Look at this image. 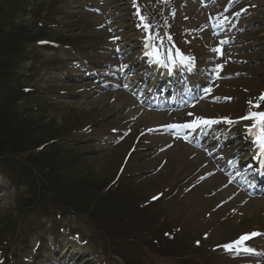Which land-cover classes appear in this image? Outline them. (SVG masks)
Instances as JSON below:
<instances>
[{
	"label": "rangeland",
	"instance_id": "obj_1",
	"mask_svg": "<svg viewBox=\"0 0 264 264\" xmlns=\"http://www.w3.org/2000/svg\"><path fill=\"white\" fill-rule=\"evenodd\" d=\"M31 2L36 3L35 0ZM62 4L63 14L54 24V31L74 34V30L79 28L80 35H85L86 39L82 44L78 42V46L70 51L51 48L42 52L48 63L44 60L38 65L40 70L25 80L36 95L48 98L56 105L55 109L41 114L46 117V122L58 127L65 125V122L70 127L80 123L91 125L90 131L78 137L68 135L62 141L63 146L71 148L63 151L69 154V160L76 156V152H82L83 161L76 168L93 172L83 173L77 169V172H73L90 175L84 179L85 193H81L84 198L88 194L94 195L93 198L88 197L89 211L96 212L101 219H108L114 225L111 220L115 213H124L133 208L128 205L129 201L115 199L105 188L121 171L127 157L125 155L132 154L119 181L125 178L136 187L133 183L131 187L123 185L119 194L128 199L133 196L140 202L156 195L163 209L168 211L174 207L176 213L182 216L180 222L175 216V222L180 226H190L192 232L188 234L192 235H189L191 238L195 237L196 229L200 231L198 238H203V249L194 246L196 256H191L194 264H224L226 261L218 256L219 252L210 254V248L206 245L209 237L212 241L218 238L220 243H227L243 230L252 228L248 225L250 219L260 217L264 220V205L255 206L256 199L262 198L254 197L241 186H234L238 183L234 180L235 176L228 175L224 170L236 165L244 168L239 158L248 141H257L259 127L256 130V121L249 120L248 131L243 135L237 129L236 122L213 124L219 130H228L226 133L219 132L229 134L228 141L231 142L226 148L219 149V145L213 143H204L207 145L205 147H202L204 144H184L182 137L174 133L184 132L185 128H169L167 125H183L201 117L217 116L223 119V113L233 117L231 120L242 117L244 101L258 93L257 88L264 79V71L261 72L264 68V0H176L172 6L165 2L162 5H149L142 0H63ZM187 5L190 12L186 10ZM164 24L171 26L168 35L177 43L167 38ZM208 29H211V38ZM220 32L228 34L221 39ZM212 34L215 35L213 39ZM173 43L187 56L190 53L198 56V69L210 74L207 79L212 88H205V92L206 89L210 90L207 91L210 97L199 109L193 110V116L188 114L191 110H185L199 106L200 99H196L193 106L189 104L176 108L171 113L165 112L167 109H159L161 115L157 122L163 129L154 131L150 130L153 124L151 120L131 115L133 102L138 100V95L126 91L128 97H123L118 94L123 89L115 85L136 75L140 58L148 63L152 57L149 53L153 50L160 58L172 57L170 45ZM215 48H220L223 54L214 52ZM146 54L148 57H145ZM130 63L128 70L122 69ZM30 65L25 67L30 68ZM143 65L145 67L146 63L143 62ZM218 65H223V68L219 69ZM44 98L40 100H47ZM254 99L259 98L253 96L251 101ZM69 126L67 129H70ZM144 130L149 131V136L137 144V152L130 150L132 137ZM207 142H212V139ZM173 144L176 146L171 148ZM247 149H251V152L246 155L255 158L254 147L248 146ZM212 158L217 160V164L210 163ZM74 179L76 177L73 175V183ZM231 190L232 198L227 199ZM14 195L9 181L0 177V208L12 207ZM218 202L222 209L216 212ZM146 215L150 217L158 215V212L150 208ZM86 220L90 221L88 218ZM61 226L66 233L51 239L50 247L57 250L69 247L70 252L58 253L64 258L52 259L53 254L50 253H54L55 249L45 255L44 252L48 250L43 249L40 251L42 256L37 257L38 254L33 252L36 239L28 233L27 237L31 236L30 245H21L19 241L15 256L11 249L5 264H68L66 260L71 257V264H102L104 259L110 258L95 244L87 242L90 229L84 220L81 222L78 217L75 219L72 216ZM257 237L250 238L251 252H239L243 258H250L247 264H264V233ZM218 248L212 247L211 250ZM187 252L192 253L193 249L189 248ZM178 255L169 259L178 264ZM191 257L189 261L192 262ZM103 264H111V261L108 259ZM113 264L123 263L118 260Z\"/></svg>",
	"mask_w": 264,
	"mask_h": 264
},
{
	"label": "trees",
	"instance_id": "obj_2",
	"mask_svg": "<svg viewBox=\"0 0 264 264\" xmlns=\"http://www.w3.org/2000/svg\"><path fill=\"white\" fill-rule=\"evenodd\" d=\"M31 1L0 0V173L10 179L15 189L14 209L0 214V263L7 261L13 243L18 244L21 239L23 243L30 242L28 233L38 236L39 243L45 245V235L40 233L46 228L42 225L44 219L53 221L52 229L58 233L57 221L70 214L82 220L90 219L88 225L94 243L111 255L124 258L127 264H144L138 258L141 242L152 251L155 246L151 242L158 243L157 252L162 254L154 257L170 256L175 250L182 257L191 245L164 238L163 235L171 231V223L162 215L161 208L154 205L142 208L146 201L119 194L121 186L129 184L121 182L110 187L112 179L105 187H110L107 192L115 199L129 201L128 205L133 207L127 212L115 213L111 220L115 226L89 211L91 207L87 201L94 195L84 198L81 193H85L84 179L90 175L73 172H77L76 169L83 173L93 172L76 168L83 161L82 152H76L69 160V154L63 151L71 148L62 145L66 136L83 132L84 124L70 127L65 122L58 127L46 122L43 113L55 109L56 105L36 95L25 80L40 70L39 64L48 63L41 53L50 45L56 48L78 46L85 38L54 31V24L63 14V0H35V4ZM29 63L30 68L25 67ZM71 173L78 179H74V183ZM150 208L158 215L148 217Z\"/></svg>",
	"mask_w": 264,
	"mask_h": 264
},
{
	"label": "bare ground",
	"instance_id": "obj_3",
	"mask_svg": "<svg viewBox=\"0 0 264 264\" xmlns=\"http://www.w3.org/2000/svg\"><path fill=\"white\" fill-rule=\"evenodd\" d=\"M228 33V32H226ZM132 63L130 64H125L123 66L122 69L124 68H127V70L129 69V66L131 65ZM157 65L158 63L155 64V66L150 70V71H147L145 72L144 74H142V72L144 70H146V68H144V65H143V61H140L139 63H137V74L132 76L131 78H128L126 81H121L120 83L116 84L115 86L118 88H122L124 89V91H119L118 94H120L121 96L123 97H128L127 94L125 93V90L128 91L130 90L132 93L134 94H140V89L139 87L144 84L145 82H147V88L145 89V91L143 92V97H139V99L137 101H134L133 102V112L131 113L132 116H135V117H138V116H143V118H146L147 120H151L152 121V125L150 126V129L151 130H160V129H163L162 127H160L161 125L157 122V118L161 115L160 113H157V112H154V111H149V110H146V107H151L153 108L154 106H156V102H153L152 104H150L151 102L149 101H146V94L147 95H155L156 91L160 90L162 88V85L161 84H158L159 82H163V76L166 75L163 73V75H159V72L157 70ZM182 66H178V71L180 69H182ZM149 73V74H147ZM181 75H185V76H190L191 73H183L181 71ZM193 76V74L191 75ZM167 89H165L164 91H166ZM188 91V93L190 94V86L187 87L186 89ZM159 94V93H158ZM126 98H123V99H126ZM123 103V102H122ZM150 108V109H151ZM192 133L193 135L194 134H197L198 136V132L196 130H191V129H187L183 134L186 138H192L190 134ZM207 134L208 136H210V138H217V143H219L220 141H222V139L224 138V136L222 135H219L214 131H210V129H208L207 131ZM200 136H205V134L203 135L201 132L199 133ZM207 137V135H206ZM194 139V138H192ZM201 143V141H199ZM257 150H260V144L259 142H257ZM212 164H216L217 163V160L214 159L211 161ZM264 202L263 201H257L255 206H262Z\"/></svg>",
	"mask_w": 264,
	"mask_h": 264
},
{
	"label": "snow or ice",
	"instance_id": "obj_4",
	"mask_svg": "<svg viewBox=\"0 0 264 264\" xmlns=\"http://www.w3.org/2000/svg\"><path fill=\"white\" fill-rule=\"evenodd\" d=\"M147 27V25H146ZM115 39V38H114ZM214 52L217 53H221V55L223 54L220 48H215L213 49ZM149 55H153L156 58V61L158 63H164L159 55L156 53L155 50H153L151 53H149ZM169 60H172V57H169ZM193 60L192 57H185L183 54L180 55V63H185L186 61L191 62ZM167 66V65H165ZM219 69L223 68V65H218ZM210 91V90H207ZM230 99V98H228ZM259 100L264 101V94H262L259 97ZM250 107H255V108H259L260 105L258 103L253 104L252 101L248 102ZM190 116H193V113H189ZM240 120H255L256 121V125L259 127V134L256 136L257 141L260 144V148L261 151L264 152V112L261 111H249L247 113V115L242 116L239 118ZM226 123L232 124L233 121L230 118H224ZM218 123L217 120H213V119H206V118H196L194 119L192 122L190 123H185L183 125H167V127L169 128H176V127H181V128H188V129H195L201 125L207 126V125H211V124H215ZM256 235H260V233H252L250 235H246V236H242L240 237L237 241H235L233 244H227L224 247L232 249L233 247L239 246L243 243V241L248 240L251 238V236H256ZM199 243V242H197ZM245 251L251 252L252 249L251 248H246Z\"/></svg>",
	"mask_w": 264,
	"mask_h": 264
}]
</instances>
